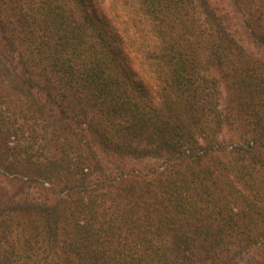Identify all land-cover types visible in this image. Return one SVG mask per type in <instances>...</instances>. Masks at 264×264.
Instances as JSON below:
<instances>
[{"label": "trees", "instance_id": "16d2710c", "mask_svg": "<svg viewBox=\"0 0 264 264\" xmlns=\"http://www.w3.org/2000/svg\"><path fill=\"white\" fill-rule=\"evenodd\" d=\"M230 5L251 48L212 0H0V264H264V0Z\"/></svg>", "mask_w": 264, "mask_h": 264}, {"label": "rangeland", "instance_id": "374dc122", "mask_svg": "<svg viewBox=\"0 0 264 264\" xmlns=\"http://www.w3.org/2000/svg\"><path fill=\"white\" fill-rule=\"evenodd\" d=\"M212 1H213V4H215V6L218 7L219 14L224 16L227 26H229L230 29L233 32H235L237 38L241 42H243L246 47L251 48V45L246 38L247 34L241 29L239 25L238 16L235 15L236 13L234 14V11L230 5V0H212ZM231 132H234V135H235L234 139L239 138L238 133H236L235 131H230V130L224 132L222 135V138H229L231 136ZM133 164L137 165L138 167L141 165L140 163H135V162ZM2 182L5 185V187H7L8 189H11V190L13 189V188H10L11 185L5 183L4 180ZM262 254H264V248H261V249L257 248L255 249L254 252L250 254L251 256L250 259L253 260L252 258H260V255L262 257Z\"/></svg>", "mask_w": 264, "mask_h": 264}]
</instances>
